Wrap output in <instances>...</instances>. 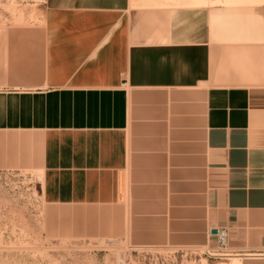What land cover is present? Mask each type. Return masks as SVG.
I'll return each mask as SVG.
<instances>
[{
	"label": "crops",
	"instance_id": "1",
	"mask_svg": "<svg viewBox=\"0 0 264 264\" xmlns=\"http://www.w3.org/2000/svg\"><path fill=\"white\" fill-rule=\"evenodd\" d=\"M138 1L44 0L2 33L12 164L47 207L106 212L94 236L218 250L226 227L228 264H264V0Z\"/></svg>",
	"mask_w": 264,
	"mask_h": 264
},
{
	"label": "rangeland",
	"instance_id": "2",
	"mask_svg": "<svg viewBox=\"0 0 264 264\" xmlns=\"http://www.w3.org/2000/svg\"><path fill=\"white\" fill-rule=\"evenodd\" d=\"M170 1L177 6L217 4L216 0ZM43 4L44 0H0V36L8 27L42 25ZM134 5L158 6L152 0H139ZM226 5L233 6L234 3ZM3 142L6 149L2 148ZM8 142L7 136L0 138V264L231 262V258H210L209 254L217 252V248L189 250L168 246L136 247L126 240H121V237H108L103 234L94 236L95 230L97 233L105 232V228L94 227L92 216H102L106 212L92 208L47 207L41 194L40 173L27 169L23 163L12 164L11 158H18V152L8 149ZM235 262L232 261L231 264H239Z\"/></svg>",
	"mask_w": 264,
	"mask_h": 264
},
{
	"label": "built area",
	"instance_id": "3",
	"mask_svg": "<svg viewBox=\"0 0 264 264\" xmlns=\"http://www.w3.org/2000/svg\"><path fill=\"white\" fill-rule=\"evenodd\" d=\"M217 242H218V250L212 254H209L210 258H221L227 259L230 256V252H228L229 245V230L226 227L218 228L216 234Z\"/></svg>",
	"mask_w": 264,
	"mask_h": 264
},
{
	"label": "bare ground",
	"instance_id": "4",
	"mask_svg": "<svg viewBox=\"0 0 264 264\" xmlns=\"http://www.w3.org/2000/svg\"><path fill=\"white\" fill-rule=\"evenodd\" d=\"M205 3V2H204ZM199 4H201V3H199ZM203 6V5H202ZM231 258H232V256H231ZM234 262V261H233ZM236 263V262H235Z\"/></svg>",
	"mask_w": 264,
	"mask_h": 264
},
{
	"label": "water",
	"instance_id": "5",
	"mask_svg": "<svg viewBox=\"0 0 264 264\" xmlns=\"http://www.w3.org/2000/svg\"><path fill=\"white\" fill-rule=\"evenodd\" d=\"M214 233H217V230H215V232Z\"/></svg>",
	"mask_w": 264,
	"mask_h": 264
}]
</instances>
